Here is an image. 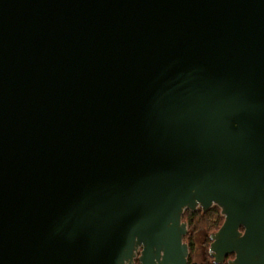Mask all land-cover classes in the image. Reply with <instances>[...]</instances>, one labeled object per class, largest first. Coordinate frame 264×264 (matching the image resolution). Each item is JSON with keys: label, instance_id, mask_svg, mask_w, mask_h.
Here are the masks:
<instances>
[{"label": "water", "instance_id": "obj_1", "mask_svg": "<svg viewBox=\"0 0 264 264\" xmlns=\"http://www.w3.org/2000/svg\"><path fill=\"white\" fill-rule=\"evenodd\" d=\"M264 264V0H0V264Z\"/></svg>", "mask_w": 264, "mask_h": 264}, {"label": "trees", "instance_id": "obj_2", "mask_svg": "<svg viewBox=\"0 0 264 264\" xmlns=\"http://www.w3.org/2000/svg\"><path fill=\"white\" fill-rule=\"evenodd\" d=\"M183 220L188 224V233L184 237V241L187 242L189 247L188 264H213L212 259L208 255L209 238H206L207 244L204 246L205 251L201 262H197L195 259L194 238L195 234L200 230H204L209 234L220 227L223 222L220 209L213 206L206 212H203L200 208L195 211L185 210L183 213ZM136 263L138 264L137 261Z\"/></svg>", "mask_w": 264, "mask_h": 264}, {"label": "rangeland", "instance_id": "obj_3", "mask_svg": "<svg viewBox=\"0 0 264 264\" xmlns=\"http://www.w3.org/2000/svg\"><path fill=\"white\" fill-rule=\"evenodd\" d=\"M208 237V233L204 230H200L195 234L194 238V247H195V253H196V261L201 262L204 256V246L206 243V238Z\"/></svg>", "mask_w": 264, "mask_h": 264}]
</instances>
